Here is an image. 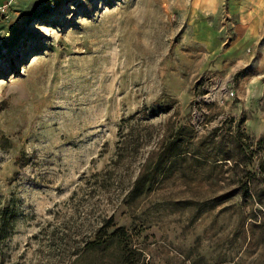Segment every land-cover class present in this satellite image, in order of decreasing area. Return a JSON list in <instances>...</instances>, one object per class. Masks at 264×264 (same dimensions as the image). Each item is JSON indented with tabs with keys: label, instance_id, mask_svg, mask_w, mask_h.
Returning a JSON list of instances; mask_svg holds the SVG:
<instances>
[{
	"label": "rangeland",
	"instance_id": "rangeland-1",
	"mask_svg": "<svg viewBox=\"0 0 264 264\" xmlns=\"http://www.w3.org/2000/svg\"><path fill=\"white\" fill-rule=\"evenodd\" d=\"M0 5L8 15L0 17V208L17 212L0 241V264H69L70 248L109 218L142 248L146 264H264L261 206L239 193L219 201L245 176L251 192L264 183V145L256 143L264 136L262 101L239 98L237 70L221 66L233 22L224 4ZM221 85L233 96L220 97ZM206 93L211 100L201 105L206 113L195 118L188 146L199 152L125 205L122 187L141 158L110 179L101 175L112 167L122 119L141 110L160 133L167 121L190 128ZM246 116L261 132L238 126Z\"/></svg>",
	"mask_w": 264,
	"mask_h": 264
},
{
	"label": "trees",
	"instance_id": "trees-1",
	"mask_svg": "<svg viewBox=\"0 0 264 264\" xmlns=\"http://www.w3.org/2000/svg\"><path fill=\"white\" fill-rule=\"evenodd\" d=\"M141 116L142 112L139 110L122 119L115 141L112 167L101 173L103 178L110 179L118 169L127 171L132 162L141 158L133 179L122 187V202L128 206L139 203L160 180L171 175L190 155L199 152L197 149L190 151L188 147L192 126L174 128V124L167 121L160 133L153 123L147 122L146 118L143 120ZM242 121L238 122V126ZM238 136L241 138L239 133ZM153 141L154 147L142 157L143 148ZM263 142L264 136L256 141L260 145ZM226 159L228 158H224ZM259 169L264 173V157L260 161ZM250 179L246 176L240 179L237 189L223 193L219 201L239 193L244 202L259 204L261 209L258 211L264 213V183L261 189L251 192L248 187ZM16 214L15 207L10 205L0 208V241L9 236ZM69 253L72 257L69 264H146L142 248L133 242L123 226L113 225L110 218L92 230L87 238L71 247Z\"/></svg>",
	"mask_w": 264,
	"mask_h": 264
},
{
	"label": "crops",
	"instance_id": "crops-1",
	"mask_svg": "<svg viewBox=\"0 0 264 264\" xmlns=\"http://www.w3.org/2000/svg\"><path fill=\"white\" fill-rule=\"evenodd\" d=\"M7 1L0 0V4ZM208 1L211 9L224 4L227 14L233 18L232 37L221 54L220 58L223 59L221 66L229 70L231 68L237 70L235 72L237 96L246 101L261 100L260 112L264 108V44L259 40L264 30V0ZM212 42L215 44L214 41ZM251 117L243 118L249 132H261L262 127L258 125L252 124V127H249L248 121L253 120Z\"/></svg>",
	"mask_w": 264,
	"mask_h": 264
},
{
	"label": "built area",
	"instance_id": "built-area-1",
	"mask_svg": "<svg viewBox=\"0 0 264 264\" xmlns=\"http://www.w3.org/2000/svg\"><path fill=\"white\" fill-rule=\"evenodd\" d=\"M0 17L2 18H7V7L6 5H0ZM263 36H264V32H263ZM218 91L220 92V97H224V98H228L233 96V92L231 90H228L224 87V85H221V87H219ZM211 97H210V93H206L205 95L199 97L196 102H195V106H193L192 109V119H191V126L193 127V129H196L198 127V122L195 121V118H198L200 115V118H198V121L201 122L204 118V113H206V111H204V109L201 107V105H206L205 103L210 102ZM197 107H200V109L198 110ZM199 114V115H198ZM264 145V142H263Z\"/></svg>",
	"mask_w": 264,
	"mask_h": 264
}]
</instances>
